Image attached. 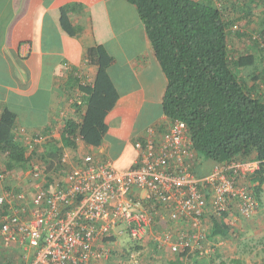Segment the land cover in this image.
Listing matches in <instances>:
<instances>
[{"label":"crops","instance_id":"0c3cea01","mask_svg":"<svg viewBox=\"0 0 264 264\" xmlns=\"http://www.w3.org/2000/svg\"><path fill=\"white\" fill-rule=\"evenodd\" d=\"M68 4L81 5L70 17L72 34L59 25L60 9ZM24 43L30 45L25 56L19 53ZM99 45L112 58L106 73L118 95L105 117L107 134L99 147H88L81 141L77 149L66 148L73 160L79 154L91 153L98 160L111 161L118 170H127L138 159L134 143L156 140L163 132L157 126L164 121L161 101L166 79L135 7L125 0H0V115L5 109L13 112L16 138L24 145L33 138L40 139L35 149L41 156L46 158L54 146L62 147L65 123L81 119L79 105L84 94L80 86H92L98 71L88 63L87 50ZM47 161L55 163L56 159L47 157ZM206 165L210 168L211 163ZM51 168L57 169L56 165ZM28 169L27 165V169L17 170L13 179L0 182V191L3 185L30 189ZM260 204L257 215L239 217L226 237L208 239L210 249L215 248L225 264H234V259L239 264L264 263L262 196ZM156 219L157 225L143 242L149 251L137 264L176 262L169 247L159 249L157 254L152 249L157 244L155 238L166 227V220ZM18 250L0 238V264H18ZM198 259L190 256L188 263L208 264L207 259Z\"/></svg>","mask_w":264,"mask_h":264},{"label":"trees","instance_id":"16d2710c","mask_svg":"<svg viewBox=\"0 0 264 264\" xmlns=\"http://www.w3.org/2000/svg\"><path fill=\"white\" fill-rule=\"evenodd\" d=\"M125 1L135 7L150 50L166 79L161 101L164 121L157 128L165 132L171 123L185 125L197 161L192 168L197 177L208 175L213 167L226 162L257 161L259 168L247 181L260 205L257 215L264 192V94L259 80L264 81V25L249 38L237 25L252 15L251 6L256 1L246 0L239 5L237 0ZM80 7L68 4L60 9L59 25L67 34H72L70 17ZM86 58L98 68L95 82L80 86L84 94L79 105L81 119L65 123L60 137L62 147L53 145L46 158L40 156L45 162L47 157L56 159L48 164L49 170L54 165L63 168L59 155L64 148L77 149L81 141L85 146L99 147L107 134L105 117L118 99L106 73L112 58L101 45L89 48ZM15 118L8 109L0 115V171L6 181L17 170L27 169L30 159L26 146L14 134ZM206 162L211 163L210 168ZM226 217L210 214L205 232L208 247L175 252V264H190V256L199 258V262L207 259L208 264H214V260L225 264L221 254L210 249L208 239L227 236L230 227ZM157 222L154 217L152 227ZM155 245L152 249L157 254ZM133 249L140 251L141 247H130ZM16 261L25 264L22 257ZM234 264L239 261L234 259Z\"/></svg>","mask_w":264,"mask_h":264},{"label":"built area","instance_id":"2783aa9c","mask_svg":"<svg viewBox=\"0 0 264 264\" xmlns=\"http://www.w3.org/2000/svg\"><path fill=\"white\" fill-rule=\"evenodd\" d=\"M29 51L28 43L19 46L20 55ZM39 140L25 144L30 189L3 185L0 191V238L21 250L25 264H110L117 237L124 231L143 243L155 216L166 220L155 238L158 249L202 251L208 247L210 214H226L232 229L239 217L249 219L259 210L247 182L259 163L230 161L197 177L181 122L171 123L156 140L135 142L138 159L127 170L91 153L73 160L68 148L59 155L63 168L48 170L51 162L41 160L35 149Z\"/></svg>","mask_w":264,"mask_h":264},{"label":"rangeland","instance_id":"374dc122","mask_svg":"<svg viewBox=\"0 0 264 264\" xmlns=\"http://www.w3.org/2000/svg\"><path fill=\"white\" fill-rule=\"evenodd\" d=\"M246 0H237V4H241ZM251 6L252 15L247 19V21H240L237 25L240 26V31L245 32L246 37L249 38L255 36L256 31L264 25V0H255ZM253 53H256L255 48L253 49ZM260 80V85H262V93L264 94V81ZM247 83L251 84V79H247ZM81 156V154H79ZM83 156V155H82ZM197 161H195L194 165H196ZM262 202L264 203V192L262 193ZM263 206V205H262ZM118 230H123L122 227L118 228ZM135 245H139L141 249L138 251L130 250V247H134ZM115 249V263L112 264H133V262L137 264V261L140 263L146 258V254L148 253V249L143 244H137L130 239L126 232L123 231L121 235H119L116 239V243L114 246ZM18 252H21L19 249Z\"/></svg>","mask_w":264,"mask_h":264}]
</instances>
